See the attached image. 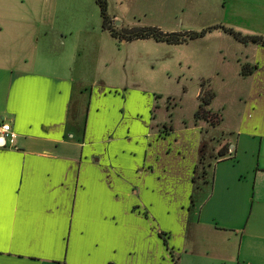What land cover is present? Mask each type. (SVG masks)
Returning <instances> with one entry per match:
<instances>
[{
	"label": "crops",
	"instance_id": "1",
	"mask_svg": "<svg viewBox=\"0 0 264 264\" xmlns=\"http://www.w3.org/2000/svg\"><path fill=\"white\" fill-rule=\"evenodd\" d=\"M113 1L108 0L110 17L120 20V29H130ZM200 1L199 6L180 1L183 7L173 18L188 24L215 17L214 3ZM234 2L244 0L217 5L222 16L234 11L230 10ZM250 2L264 8V0ZM86 10L81 0H0V124L9 123L12 129L0 141L4 186L0 264H253L252 257L264 251V46L238 41L231 50V43L223 45L225 63L226 55H234L237 62L230 76L240 78L238 140L233 145L231 130L221 131L231 145L230 154L214 159L211 148L208 163L199 172L204 126L209 124L194 119L199 146L181 178L186 202L179 210L163 209L172 222L170 231L155 224L138 200V187L126 183L121 157L112 154L103 169L94 148L98 107L101 117L111 118V109L100 98L122 85L109 84L97 68L105 66L119 78L117 60L110 64L108 52L116 55L115 49L128 42H119L103 29L101 12L98 26L96 21L91 26L85 21ZM208 36L189 41L190 45L199 46ZM132 95L126 86L118 94L122 111H114L119 114L116 124L124 120L123 108ZM136 118L149 139L173 137L179 146L176 155L187 158L182 150L191 127H183V135L176 129L162 134L165 123H157L156 117L148 124ZM155 122L161 127L153 132ZM107 139L113 142L111 131ZM150 141L136 171L161 178L168 172L166 155L175 153L166 148L157 154ZM116 179L126 186L122 196L113 185ZM93 194L102 196L98 204ZM85 220L92 223L81 226Z\"/></svg>",
	"mask_w": 264,
	"mask_h": 264
},
{
	"label": "rangeland",
	"instance_id": "2",
	"mask_svg": "<svg viewBox=\"0 0 264 264\" xmlns=\"http://www.w3.org/2000/svg\"><path fill=\"white\" fill-rule=\"evenodd\" d=\"M81 1L87 7L84 17L88 19L85 21L90 22L91 26L96 21L97 27L100 22V7L96 5L94 0ZM180 1L182 0H114L113 5L116 11L120 13V19L126 22L128 26H132L129 27L130 29L158 27L165 33H170L171 31L184 33V31L201 32L207 29L206 27L223 26L244 36L246 34L251 35L253 32L264 35V8H262L263 6L253 7V2L249 3V0H244L241 4L239 2L237 5V1L234 2L233 5L235 7L232 8V5L230 8V10L234 9V11L226 12L224 16L219 12L220 9L217 6L223 0H211L214 3L213 8L217 10L215 17L211 16L210 20L204 23L203 20H198L193 23L188 22V24L179 23L178 20L173 18L175 12L183 7ZM191 3L199 6L202 1L191 0ZM243 4L244 6H242ZM114 6L112 7L114 8ZM117 22H121L120 20L115 21V29L118 30L120 29V24L118 25ZM206 24L210 25L205 26ZM229 43H231V50L238 46V40L219 29L211 31L205 41L198 43L199 46L190 45V42L177 46L158 43L153 39L135 40L122 43L121 46L119 45L114 51L116 55H112L110 51L108 52L111 56L110 64L117 60L119 78L114 76L105 66L104 68H97V71L109 84L114 86L122 84L120 88L113 90L115 93L102 96L99 101H102V105L111 109V118L106 121L104 117H101L100 106L98 107L99 113L97 115L100 121L98 122L99 126L97 127L99 129L97 128L95 141L97 146L94 147L100 156L98 158L103 160L102 167L105 169L112 154L117 153L119 158L121 157V163L125 165V170L127 171L126 183L138 187L140 192L139 197L137 196L138 200L146 205L151 218L156 220L155 224L162 228L170 230L172 226V222L165 217L167 212H164L163 209L178 208L179 210L180 205L186 202L182 194L185 186L181 178L187 174L191 162H193L195 155L197 156L198 153L194 152V147L199 146L196 142L198 132L194 130L193 126L195 124L194 115L200 104L198 95L200 84L203 80L216 93V98L209 110L220 113L223 122L215 129H211L210 125L204 126L203 140L207 147L205 148L206 154L204 153L205 161L199 165V172L206 167L204 165L208 163L211 148L216 151L219 147L218 142L224 141L225 138L222 137L221 131L226 133L231 130L233 145L237 143L241 110L239 92L241 85L240 78L230 76L229 72L237 65L235 56L228 57L226 55V63L223 60V45L225 46ZM127 59L131 61L126 63ZM225 64L226 66L224 67ZM227 64H230L231 68ZM101 65L104 64L102 63ZM125 65H127L126 69L124 68ZM125 86L133 92V95L130 96L128 105L123 108L124 120L116 124L119 114L116 116L114 111L118 110L117 113L122 111L119 109L118 94ZM85 95L88 97V92ZM108 100L112 101L109 102ZM88 107L87 102L86 109ZM136 115L141 119L140 121L147 124L154 117H156L155 121L157 123H165L160 130L162 134L163 132L176 129L177 132L180 131L183 135L186 133L185 130H182L183 127H191L192 130L186 133V143L182 150L186 152L187 158L184 160L176 155L179 146L173 137L159 139L158 141L149 139L146 128L136 121ZM156 122L151 126L153 132L158 131L161 127V125L157 126ZM203 123L199 121L197 124L201 125ZM128 128H130L129 135H127ZM110 131L113 142L107 139V133ZM148 141L151 143V150H154L157 154H162L166 148L172 149V152L175 153L174 155H166L165 164L168 172L161 178L136 171L141 163L144 151L147 150ZM132 154L134 157H132ZM211 164L217 165L215 160ZM155 165V168L160 166V161ZM209 171V181L210 185H212L213 169ZM114 184L117 187L116 190L119 196L124 195L126 186H120L117 179ZM100 197H102L100 194L99 196L93 194V202L98 204ZM90 223L92 222L85 220L80 222V225L87 227ZM262 252L263 254H260L258 258L254 259L252 257L253 264H264V251ZM196 262L203 263L207 261L197 260Z\"/></svg>",
	"mask_w": 264,
	"mask_h": 264
},
{
	"label": "trees",
	"instance_id": "3",
	"mask_svg": "<svg viewBox=\"0 0 264 264\" xmlns=\"http://www.w3.org/2000/svg\"><path fill=\"white\" fill-rule=\"evenodd\" d=\"M97 4L100 7L101 17L103 20V29L108 31L113 38L122 42L123 40L130 42L135 40H147L153 39L158 43H167L171 45H179L184 44L189 41H193L199 38L205 37L208 33L213 30L219 29L223 30L225 33L231 35L234 39L238 40L244 44H259L264 46V38L260 36H244L241 33L235 32L232 29L223 27V26H214L207 28L201 32H175V33H165L161 31V29L156 27H143L136 29H115V21L110 17L108 12V0H96ZM246 72L243 71V75ZM216 93L210 87V85L203 81L200 84V93L198 99L200 101L198 110L194 115V119L196 122L204 121L208 123L212 127H218L223 121L222 115L217 112H212L209 110V107L215 100ZM206 143H203L200 147V164L204 161V150L206 147ZM230 144L227 141L222 142L217 150L215 151L214 159H219L226 157L230 154ZM160 236L163 237V234L160 233Z\"/></svg>",
	"mask_w": 264,
	"mask_h": 264
},
{
	"label": "snow or ice",
	"instance_id": "4",
	"mask_svg": "<svg viewBox=\"0 0 264 264\" xmlns=\"http://www.w3.org/2000/svg\"><path fill=\"white\" fill-rule=\"evenodd\" d=\"M3 174L0 170V232H2V207H3ZM0 246H2V235H0Z\"/></svg>",
	"mask_w": 264,
	"mask_h": 264
},
{
	"label": "built area",
	"instance_id": "5",
	"mask_svg": "<svg viewBox=\"0 0 264 264\" xmlns=\"http://www.w3.org/2000/svg\"><path fill=\"white\" fill-rule=\"evenodd\" d=\"M11 130H12L11 125L9 123H1L0 124V141L6 140L10 136Z\"/></svg>",
	"mask_w": 264,
	"mask_h": 264
},
{
	"label": "water",
	"instance_id": "6",
	"mask_svg": "<svg viewBox=\"0 0 264 264\" xmlns=\"http://www.w3.org/2000/svg\"><path fill=\"white\" fill-rule=\"evenodd\" d=\"M117 24L119 25L120 23L119 22H117ZM125 42V41H124Z\"/></svg>",
	"mask_w": 264,
	"mask_h": 264
}]
</instances>
